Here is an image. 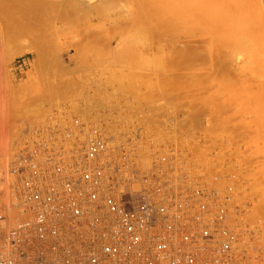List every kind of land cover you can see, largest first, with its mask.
<instances>
[{
    "label": "rangeland",
    "instance_id": "rangeland-1",
    "mask_svg": "<svg viewBox=\"0 0 264 264\" xmlns=\"http://www.w3.org/2000/svg\"><path fill=\"white\" fill-rule=\"evenodd\" d=\"M121 4L110 19L106 15L73 27L63 26L56 38L59 55L38 58L35 63V55L29 50L34 39L31 42L23 36L18 42L20 32L14 31L17 36L12 33V37L18 42L14 43L8 39L12 38L11 33L1 25L0 165H3L0 167L4 170L0 171V247L5 234L20 220L11 165L25 149L33 148L34 142L56 138L57 128H63L59 131L62 136L66 130L79 128L86 130L87 136L99 132L103 138L108 137V145L116 148V153L127 149L125 153L134 168L155 175L160 182L198 186L194 188L215 190L220 199L231 198L235 204L230 214L233 213L231 218L237 222L240 244L237 243L241 245L240 249L238 244L235 246L240 252L237 260L239 264H264V73L260 69L256 76L248 74L232 83L235 88H224L216 84L215 78L198 76L200 69L190 70L186 66L188 52H182L180 44L184 38L181 42V37L174 35L164 40L154 39L151 43L156 47L151 50L149 33L144 31L147 40L139 39L135 49L137 34L133 20L139 17L134 16L132 5ZM53 45L48 47L52 49ZM150 51L155 58L164 60V67L162 62L154 60L160 71L155 72V68L153 71L154 57ZM247 52H238L232 59L233 71L257 68L248 55L256 56L258 50L251 45ZM160 80H172L175 86L169 88L168 84L165 89L166 81ZM154 86H162L164 90ZM138 152H144L143 156H137ZM257 208L263 209L262 216Z\"/></svg>",
    "mask_w": 264,
    "mask_h": 264
},
{
    "label": "built area",
    "instance_id": "built-area-1",
    "mask_svg": "<svg viewBox=\"0 0 264 264\" xmlns=\"http://www.w3.org/2000/svg\"><path fill=\"white\" fill-rule=\"evenodd\" d=\"M66 132L11 165L21 211L0 264H239L229 197L160 182L99 132Z\"/></svg>",
    "mask_w": 264,
    "mask_h": 264
},
{
    "label": "bare ground",
    "instance_id": "bare-ground-1",
    "mask_svg": "<svg viewBox=\"0 0 264 264\" xmlns=\"http://www.w3.org/2000/svg\"><path fill=\"white\" fill-rule=\"evenodd\" d=\"M120 3H123V4L125 3L124 4L125 6L126 5H130V6L132 5V10H133L134 16L137 15L139 17V19L136 18V20H133L134 21V23H133L134 24V30L137 34L136 35L137 38H134L135 49H136V46L138 45V42H140L139 39L142 40L143 42H144L143 38L144 39L146 38V40H147V35L144 33V31H148V33H149L150 42L148 44V47L151 48V50H153L152 47H154V48L156 47L155 45H152V44L155 41H157V39H158V41L164 40L167 37L174 35L176 37L178 36V38L181 37V39H180V42H181V41H183L182 38H184L185 41L181 42L180 44L182 45L181 51L184 53L188 52L187 53L188 54V57H187L188 60L185 61V62H187L186 66L190 70L193 68L200 69L202 72L200 71L198 76L207 77L209 79L215 78L216 84L218 86H221L224 88L225 87L226 88H235V86L232 83H234L238 80L244 79L245 76H248V74H250L249 76H256L257 74H259L260 69L264 73V0H0V13L2 16V17H0V19L2 20V21L0 20L1 21V23H0L1 28L0 29H2L1 25H3L5 27L3 29L4 30L7 29L9 31V33H11L10 37H12V33L15 34L14 31L20 32L19 34L17 33L19 35L17 37L18 38L17 41L20 40L19 38H21V40H23V36H25L26 39L31 41V42L34 39L33 41L35 43L31 44L32 46L29 47V50L31 52H33L35 55V59L33 62V63H35V61L38 58L47 57L49 55H56V56L59 55L58 43H56L57 42L56 38H57V34L59 33V30L62 29L63 26L64 27H73V25H80L84 22H88L90 19L95 18V17H100L102 19L103 17H106V15L110 16L109 17V19H110V18H112V16L115 15L116 11L118 9H120V8H118V5ZM123 4H121V5L123 6ZM104 19H106V18H104ZM29 34L31 36L34 34L32 36L33 38L31 36H29ZM2 36H3V34H2ZM15 36H17V35L15 34ZM15 36L13 35L12 38H8V39H10V40L12 39L13 41H15L14 43H16L17 41L14 38ZM29 37H31L30 38L31 40L29 39ZM154 39H156V40L154 41ZM3 41H4V39L1 42H3ZM151 42H153V43H151ZM130 43H131V41H130ZM132 43H133V41H132ZM147 43L148 42L146 41V45H147ZM143 44H145V43H143ZM150 44H151V47L149 46ZM49 45H53L52 49L48 47ZM251 45L255 46L259 52V54L256 56L254 54L248 55L251 58L252 63L254 65H256L257 68L249 67L248 69L245 70V72L241 71L240 73H239L240 69H237V68H236V71H233L232 66H231L232 59H234V57L236 56V54L238 52H240V53L247 52L248 48H250ZM186 46H187V49H186ZM130 48H132V47H130ZM142 49H143V53H145L144 51H146V50H144V48H142ZM128 52H129V50H128ZM150 53H151V51H150ZM247 53H250V52H247ZM150 56L153 58L154 57L153 53H151ZM137 57H138V53H137ZM155 59H157V57L156 58L154 57L153 63H154ZM157 60H159V61H157ZM157 60H155V61H157L159 64L162 62L161 66L164 67V63H163L164 60L160 59V58ZM157 62H155V63H157ZM153 63H151V64H153ZM155 63L153 64V71H155V69H156L155 72H157V70L160 71V68L158 69V67H157L160 65L157 64L155 67L154 66ZM233 64L236 65V63H233ZM258 64H260V67H261L259 69H258V67H259ZM141 69H143V68H141ZM216 74H218V76H216ZM162 81L163 82L166 81L165 82V84H166L165 89H167V87L169 85H170L169 88H171V86H175L174 81H172V80H160L161 83H162ZM155 82H157V80ZM160 82H159V84H160ZM197 83H201L203 85L202 82H197ZM156 84L159 85L158 83H155V85ZM115 85L117 86V83ZM116 86H114V87H116ZM152 86L153 85H151V87ZM156 87H158V86H156ZM156 87H155V89H156ZM161 87L162 86H160V88L159 87L158 88L160 90H164V87H162L163 89H161ZM117 88H118V86H117ZM117 88H116V90H117ZM126 90L127 89H124L123 91H126ZM147 101L148 100L146 99V101H144V102H146V104L148 106L149 101L148 102ZM44 102L46 103L47 101H43V103ZM40 104H42V102ZM41 106H43V104ZM144 106H146V105H144ZM114 110H115V108H114ZM42 111H44V110H42ZM116 112H120V111H116ZM137 113L139 114L140 112H137ZM189 114H190V112H189ZM112 116H113V114H112ZM116 117H117V115H116ZM148 117L149 116H147V120H149ZM84 118H85V116H84ZM195 119H197V118H195ZM122 121H123V119H122ZM61 128H60V130H61ZM106 128L104 130H107ZM109 128H108V131H109ZM71 129L73 130V128H71ZM72 130L70 131V129H69V131H70L69 136H76L77 135L80 137V135H81L82 136L81 139H83L86 136L85 140H86V138H88L89 135L94 133V132H92L90 134L88 131L89 135L87 136L86 130H81V131H83L81 134L79 133L78 130H73L74 132ZM110 130L112 131V129H110ZM179 130H181V129H179ZM64 131L65 130H63L61 132H64ZM133 131L135 132V130H133ZM65 132H64V135H66ZM105 132H107V131H105ZM108 133H111V132H108ZM112 133H113V131H112ZM118 134H120V133H118ZM58 135H59V133H58ZM58 135H55V137L60 138L59 137L60 135L59 136ZM108 135L111 137L110 134H108ZM67 136H68V134H67ZM61 137H62V135H61ZM106 138L108 139V137H106ZM53 139H55V138H53ZM107 139H106V141H107ZM108 143H110V142H108ZM115 143H116V141H115ZM160 143H161V141H160ZM53 144L58 145L56 143H53ZM123 147H124L123 149L125 150V146H123ZM163 147H165V146H163ZM160 149H162V148H160ZM126 150H125V152H126ZM143 153L138 152L137 156L139 154H142V156H143ZM165 153L166 152H164V154ZM128 157H129V155H128ZM147 158H148V156H147ZM147 161H148V159H147ZM152 161H154V160H152ZM155 163H156V161H155ZM2 165L3 164H1L0 166L2 167ZM5 165H6V163H5ZM1 167H0V171L4 170V168L1 169ZM156 168H157V166H156ZM149 169H150V166H149ZM177 169H178V167H177ZM174 171H176V170H174ZM7 172H6V174H8ZM173 173H175V172H173ZM167 174H168V172H167ZM156 175H157V173H156ZM153 176L155 177V175H153ZM157 176H159V175H157ZM173 176H175V175H173ZM7 178H8V176H7ZM188 178H186V179H188ZM185 181H187V180H185ZM188 181H189V179H188ZM215 183H217V182H215ZM194 187L198 188V186H193V188ZM200 188H201V185H200ZM205 189H206V187H205ZM262 196H263V193H262ZM256 197L259 199L258 196H256ZM16 201L17 200L15 197V202ZM234 204H232V205L234 206ZM16 206H17V203H16ZM255 206H256V204H255ZM7 207H9V206H7ZM244 207H245V205H244ZM257 209H258L257 211L259 212V213L258 212L257 213L260 214L262 212L261 210H263L264 208L261 210H259V208H257ZM251 212H255V211H251ZM232 214H230L231 217L233 216ZM6 215H7V213H6ZM9 215H10V213H9ZM9 217L10 216H8V218ZM10 218H12V215ZM244 220H246V219H244ZM261 220H262V218H261ZM245 222H247V220ZM263 222H264V220H263ZM236 224H237V222H236ZM236 224L234 223V225H236ZM244 224H246V223H244ZM236 231H238V230H236ZM243 237L246 238L247 236L244 235ZM259 237H260V235H259ZM259 237H257V238H259ZM239 244L237 246H239ZM240 246L238 247L239 249H240ZM245 247H246V245H245ZM236 249L237 248L235 247V250ZM0 252H1V250H0ZM238 253H240V252H238ZM254 264H255V262H254Z\"/></svg>",
    "mask_w": 264,
    "mask_h": 264
}]
</instances>
